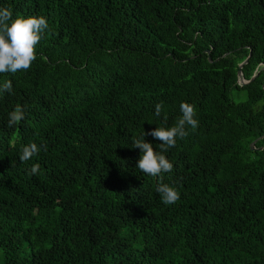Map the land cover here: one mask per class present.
<instances>
[{"label": "trees", "instance_id": "obj_1", "mask_svg": "<svg viewBox=\"0 0 264 264\" xmlns=\"http://www.w3.org/2000/svg\"><path fill=\"white\" fill-rule=\"evenodd\" d=\"M3 7L49 28L28 71L0 73V264H264V0ZM182 102L199 127L164 153L171 172L145 176L133 137L174 126ZM33 141L46 150L22 163Z\"/></svg>", "mask_w": 264, "mask_h": 264}, {"label": "clouds", "instance_id": "obj_2", "mask_svg": "<svg viewBox=\"0 0 264 264\" xmlns=\"http://www.w3.org/2000/svg\"><path fill=\"white\" fill-rule=\"evenodd\" d=\"M49 28V23L44 16H16L10 8H0V73L15 74L21 71H28L33 62L37 59V45L44 38L45 32ZM12 92V81L8 80L0 85V92ZM163 104H157L155 115H161ZM182 115L178 118L174 126L157 127L150 132H145L139 137H133V148L141 150V157L138 160L137 168L145 175L151 177H161L164 173L173 170V163L164 154L177 144V138L183 139L188 135L186 126H190L193 131L199 127V122L195 118V106L182 102L180 105ZM25 113L22 106L17 105L9 113L8 126L19 124L24 119ZM164 119L167 120L165 114ZM152 136L160 141L157 151L153 144L147 142L145 137ZM46 150L45 145H38L31 142L21 147L19 159L22 163H27L34 156H37L41 149ZM40 173V165L34 164L30 168V174ZM179 183V181H177ZM156 192L160 195L164 204H173L180 198L178 189L167 183H159Z\"/></svg>", "mask_w": 264, "mask_h": 264}, {"label": "water", "instance_id": "obj_3", "mask_svg": "<svg viewBox=\"0 0 264 264\" xmlns=\"http://www.w3.org/2000/svg\"><path fill=\"white\" fill-rule=\"evenodd\" d=\"M250 56H251V55H249V57H250ZM249 57L246 58V59L244 60V62H242V63L240 64V69H239V72H238V76H239V82L242 83V84L247 83V82H250V81L256 76V75H254L253 78H252L251 80H247V79L244 77V75H243L242 68H243L244 64L247 63V62L249 61ZM258 139H259V138H258ZM258 139H257V140H258ZM257 140H255V141L252 143V147L255 146V143L257 142Z\"/></svg>", "mask_w": 264, "mask_h": 264}]
</instances>
